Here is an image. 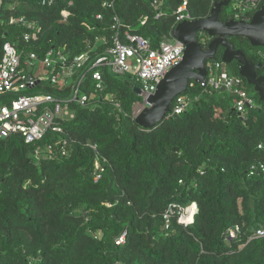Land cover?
Returning a JSON list of instances; mask_svg holds the SVG:
<instances>
[{
    "label": "trees",
    "instance_id": "16d2710c",
    "mask_svg": "<svg viewBox=\"0 0 264 264\" xmlns=\"http://www.w3.org/2000/svg\"><path fill=\"white\" fill-rule=\"evenodd\" d=\"M105 1L0 0V61L8 41L40 55L52 47L82 52L88 40L111 35L115 13L125 31L157 47L173 37L174 11L183 2L166 0L156 18L152 0H116L114 10ZM262 4L246 9L252 0H231L220 20L251 19ZM213 7L211 0H192L189 11L205 18ZM23 16L41 26L39 41L26 44L27 28L10 22ZM229 41L264 65V45ZM226 67L240 75L236 60ZM104 77L100 96L85 107L75 104L76 116L65 125L76 138L69 156L46 151L55 133L38 143L19 134L0 138V264H264V237L255 236L264 227V101L254 86L244 77L256 105L242 114L232 94L196 83L186 91L192 101L186 112L147 129L136 121L142 97L131 76L105 69ZM96 159L104 168L98 181ZM174 202H197L193 224L174 220L165 228L163 214Z\"/></svg>",
    "mask_w": 264,
    "mask_h": 264
},
{
    "label": "built area",
    "instance_id": "2783aa9c",
    "mask_svg": "<svg viewBox=\"0 0 264 264\" xmlns=\"http://www.w3.org/2000/svg\"><path fill=\"white\" fill-rule=\"evenodd\" d=\"M54 1L43 0V4L52 5ZM191 1L183 0L174 11L175 28L183 21L194 19L189 11ZM211 1L214 4L216 2ZM259 1L252 0V5L246 6V9L256 7ZM115 2L116 0H106L103 6L114 10ZM165 4L166 0L151 1L156 18L163 15ZM68 15L67 11H63L65 19ZM96 18L102 21L104 17L102 13H98ZM10 22L27 28L23 34V42L26 44L39 41L42 33L40 25L24 16L13 18ZM109 27V37L103 34L97 36L94 42L88 40L87 49L79 53L69 52L65 47H52L40 55L36 51L20 49L15 42L8 41L4 44L0 61V138L19 134L26 143H38L49 133H55L59 137L47 143L46 151L52 155L56 154L55 149L58 148L57 154L69 156L76 138L65 125L76 116L75 104L85 107L100 96L99 92H103L105 69L115 74L131 76L141 89L139 95L143 106L149 104L148 99L156 92L161 80L182 61L185 45L171 37L164 39L157 47H152L149 39L125 31V24L116 13ZM97 45L107 47L100 53L96 50ZM206 69L207 75L200 85L226 90L232 94L234 107L242 114L248 106L256 105L245 88L244 77L231 74L224 61H207ZM196 83L198 82L190 80L188 88L194 87ZM48 86H53L56 90L50 91ZM91 87L95 90L91 91ZM191 103L186 92L182 93L174 99L167 115L172 117L182 114L189 109ZM263 147V144L259 145V148ZM40 149L38 147L36 150L37 156L42 152ZM260 167L264 171V164H260ZM103 171L100 161L96 159L95 181L102 177ZM198 210L197 202L171 203L163 214L165 228L169 229L174 220L184 226L193 224ZM239 230L238 226L231 229L230 236H235ZM255 236L264 237V227ZM124 239L125 234H122L116 243L120 244Z\"/></svg>",
    "mask_w": 264,
    "mask_h": 264
},
{
    "label": "water",
    "instance_id": "95a60500",
    "mask_svg": "<svg viewBox=\"0 0 264 264\" xmlns=\"http://www.w3.org/2000/svg\"><path fill=\"white\" fill-rule=\"evenodd\" d=\"M229 2H215L209 16L183 21L173 30V37L185 45L184 56L158 84L156 92L148 99L149 104L135 116L142 127L150 129L164 121L174 99L187 91L190 80L198 83L205 80L206 62L217 60L220 47H224L222 61L229 64L236 60L240 64V75L254 86V90L264 101V75H258V70L264 68V65L253 63L244 51L236 49L229 41L232 37H243L253 46L264 45V0L250 21L231 19L223 22L220 20L222 6ZM200 34L208 39L206 46L198 40ZM135 91L141 94L139 86L135 87Z\"/></svg>",
    "mask_w": 264,
    "mask_h": 264
},
{
    "label": "rangeland",
    "instance_id": "374dc122",
    "mask_svg": "<svg viewBox=\"0 0 264 264\" xmlns=\"http://www.w3.org/2000/svg\"><path fill=\"white\" fill-rule=\"evenodd\" d=\"M233 6V4H231ZM229 6V7H232V6ZM144 106H143V101H138L136 104H135V116L139 115L141 113V111L143 110Z\"/></svg>",
    "mask_w": 264,
    "mask_h": 264
},
{
    "label": "flooded vegetation",
    "instance_id": "af4514ba",
    "mask_svg": "<svg viewBox=\"0 0 264 264\" xmlns=\"http://www.w3.org/2000/svg\"><path fill=\"white\" fill-rule=\"evenodd\" d=\"M198 37H199V39H200V43L202 42L201 44L204 45V46H206V45H207V44H206V43H207L206 39L204 40L201 34H200V36H198ZM205 44H206V45H205Z\"/></svg>",
    "mask_w": 264,
    "mask_h": 264
}]
</instances>
